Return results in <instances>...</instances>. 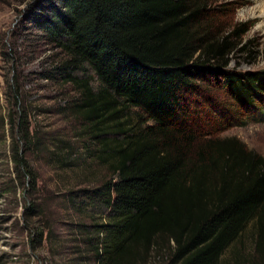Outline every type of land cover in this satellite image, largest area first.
<instances>
[{"label":"trees","instance_id":"16d2710c","mask_svg":"<svg viewBox=\"0 0 264 264\" xmlns=\"http://www.w3.org/2000/svg\"><path fill=\"white\" fill-rule=\"evenodd\" d=\"M214 4L46 0L31 16L65 53L56 68L80 92L76 110L113 174L92 190L109 211L97 225L108 264L145 263L152 251L167 264H218L253 220L254 264H264V155L200 139L193 121L192 97L213 81L264 120V71L229 67L249 27L222 23ZM15 69L8 87L19 102ZM14 159L35 182L25 154L16 149Z\"/></svg>","mask_w":264,"mask_h":264},{"label":"rangeland","instance_id":"374dc122","mask_svg":"<svg viewBox=\"0 0 264 264\" xmlns=\"http://www.w3.org/2000/svg\"><path fill=\"white\" fill-rule=\"evenodd\" d=\"M45 1L0 0V264H108L97 225L108 221L109 211L92 190L113 174L99 158L102 145L91 124L76 110L80 92L56 68L65 53L31 20ZM226 3L234 7L227 15L221 12ZM213 7L222 23L249 27L229 67L264 71V0H218ZM13 67L19 102L8 87ZM200 85L204 90L191 104L198 138L240 142L264 155V120L248 118L252 112L218 82ZM132 115L131 125L137 122ZM16 149L35 182L17 169ZM257 229L251 221L218 264L258 262ZM167 261L152 251L140 264Z\"/></svg>","mask_w":264,"mask_h":264},{"label":"bare ground","instance_id":"6f19581e","mask_svg":"<svg viewBox=\"0 0 264 264\" xmlns=\"http://www.w3.org/2000/svg\"><path fill=\"white\" fill-rule=\"evenodd\" d=\"M263 15H264V12H263Z\"/></svg>","mask_w":264,"mask_h":264}]
</instances>
